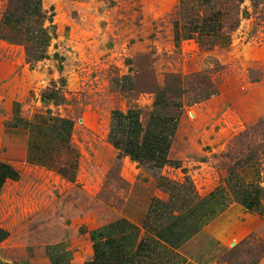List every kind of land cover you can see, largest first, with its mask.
I'll return each mask as SVG.
<instances>
[{"label": "crops", "instance_id": "0c3cea01", "mask_svg": "<svg viewBox=\"0 0 264 264\" xmlns=\"http://www.w3.org/2000/svg\"><path fill=\"white\" fill-rule=\"evenodd\" d=\"M144 2L157 7L169 1ZM98 5L0 0V264H229L225 256L250 236L264 243L257 165L238 171L249 173L247 182L215 166L238 114L228 120L220 94L213 93L193 102L183 98L175 118L156 111L153 98L145 117L144 95L137 98L130 88L133 72L120 68L116 80L89 72L86 56L108 67L113 49L55 46L84 37L78 28L89 19L80 15ZM203 19L189 16L185 32L175 22L176 43L200 37ZM178 51L182 70L191 71L196 53ZM51 87L56 94H49ZM89 96L92 105L75 102ZM90 115L103 129L92 128ZM93 131L103 144L99 153L82 149L78 139L89 141ZM118 159L116 176L107 178ZM70 183L95 200L107 183L105 197L120 205L102 203L78 216L74 208L68 218Z\"/></svg>", "mask_w": 264, "mask_h": 264}, {"label": "rangeland", "instance_id": "374dc122", "mask_svg": "<svg viewBox=\"0 0 264 264\" xmlns=\"http://www.w3.org/2000/svg\"><path fill=\"white\" fill-rule=\"evenodd\" d=\"M168 1L154 7L147 6L144 0H99L97 7L85 8L83 15H80L89 19L86 26L78 28L87 34L80 39H62L55 42V46L62 42L64 44L61 45L71 49L77 45L88 49H113L116 55L108 67H101L108 62L98 60V56H86L85 63L90 66L89 72L95 71L109 80L119 78L116 74L120 68L126 73L133 72L135 82L131 83L130 88L138 95L137 98L144 95L141 110L145 111V117H150L154 109L150 104L153 98L154 101L157 98L156 111L162 113V116L175 118L180 113L177 104H182L183 98L193 102L198 96L202 98L204 94L219 93L228 120L229 114L236 112L238 116L231 130L228 128L230 131L226 149L218 154L223 161L215 165L216 169L223 172L236 171L238 175L239 170L255 163L259 171L257 181L261 180L264 188V109H260L264 105V0H213L215 5L203 4L198 7H193L196 6L195 0ZM214 10L220 15L221 29L218 33L212 36L200 30V37L195 38L194 43L184 40L176 43L175 22H180L183 25L180 32H185L184 21L189 16L201 14L207 17L206 14ZM95 16L98 17L97 23L92 19ZM90 20L94 23H90ZM92 24L94 28H91ZM93 29L94 32L97 30V35ZM185 47L190 53H196L191 71L182 70L185 61L178 49ZM58 82V85H63L64 81L61 79ZM48 92L56 94L54 87ZM89 99L90 96L81 102L72 100L69 105L73 107L74 101L86 106L92 105L93 100ZM238 111L248 115L241 116ZM92 117L90 115L87 122H91ZM92 122V128H102L101 123L98 126ZM95 134L93 131L89 141L83 142L78 138L82 149L85 148L89 153L94 148L98 153L103 150L101 138ZM118 162L119 159L107 178L116 176ZM65 174L69 178L73 177L70 170ZM245 175L242 177L240 174L242 180L247 182L245 178L249 173ZM105 185L107 183L104 189ZM104 189L102 187L100 192L104 196L95 200L86 195L80 184H68V218L74 214L78 216L80 210L89 211L102 203L104 205L101 208L109 203L118 207L119 200L106 198ZM263 253L264 243L256 236H250L225 258L229 264H258Z\"/></svg>", "mask_w": 264, "mask_h": 264}, {"label": "trees", "instance_id": "16d2710c", "mask_svg": "<svg viewBox=\"0 0 264 264\" xmlns=\"http://www.w3.org/2000/svg\"><path fill=\"white\" fill-rule=\"evenodd\" d=\"M204 1V2H203ZM202 2L204 3V4H206V5H211V4H216V3H214L213 2V0H202ZM217 6V5H216ZM215 8V7H214ZM215 11V10H214ZM211 11L209 14H206V16L207 17H204V19H203V22H205L204 23V26H209L210 24L208 23V20H212L213 18H219L220 17V15L218 14L219 12H217V11ZM219 11V10H218ZM223 14V19H224V21H225V14H224V12L222 13ZM196 27V29H198V27L197 26H195ZM205 28V27H204ZM203 28V29H204ZM155 121V117L154 116H152L151 117V121H150V125H152L153 124V122ZM168 148V147H167ZM251 201H253V202H255L256 201V198H253V200H251ZM248 206H250V203H248L247 204Z\"/></svg>", "mask_w": 264, "mask_h": 264}, {"label": "built area", "instance_id": "2783aa9c", "mask_svg": "<svg viewBox=\"0 0 264 264\" xmlns=\"http://www.w3.org/2000/svg\"><path fill=\"white\" fill-rule=\"evenodd\" d=\"M211 22V23H210ZM205 22H202L201 26H200V30L202 32H209V34H216L220 31V20L219 18H213L212 20H209V26H204ZM205 27V28H204ZM204 28V29H203Z\"/></svg>", "mask_w": 264, "mask_h": 264}]
</instances>
